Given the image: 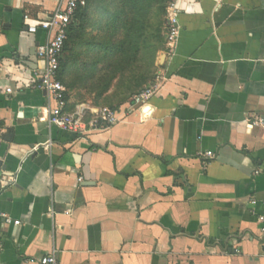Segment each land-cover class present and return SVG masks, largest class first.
Segmentation results:
<instances>
[{"label": "crops", "instance_id": "1", "mask_svg": "<svg viewBox=\"0 0 264 264\" xmlns=\"http://www.w3.org/2000/svg\"><path fill=\"white\" fill-rule=\"evenodd\" d=\"M65 2L0 0V212L21 221L0 218V264H264V0H180L176 52L164 26L154 43V95L88 134L49 123L47 32L25 23ZM96 45L78 44L83 62ZM119 77L100 98L68 89L69 111L109 107Z\"/></svg>", "mask_w": 264, "mask_h": 264}, {"label": "trees", "instance_id": "2", "mask_svg": "<svg viewBox=\"0 0 264 264\" xmlns=\"http://www.w3.org/2000/svg\"><path fill=\"white\" fill-rule=\"evenodd\" d=\"M167 2L111 0L110 7L101 13L102 21L96 22L99 36H94L87 32L89 25H94V21L90 20L93 0H87V5L80 7L76 13L69 29L65 55L61 59L59 79L67 87V94L68 89L86 87L91 92L96 91L97 98H100L114 84L115 72L121 77L117 79L112 93L106 96L112 100V108L118 109L119 104L143 90L144 85L155 76L153 56L157 51L155 46L163 42ZM112 5L119 7L116 14H110ZM83 40L91 46L100 45L101 55L96 58L91 56L83 62L80 58L82 53L77 50ZM157 42L160 44L155 45ZM94 49L90 47V54H94ZM75 51L76 57L73 54Z\"/></svg>", "mask_w": 264, "mask_h": 264}, {"label": "built area", "instance_id": "3", "mask_svg": "<svg viewBox=\"0 0 264 264\" xmlns=\"http://www.w3.org/2000/svg\"><path fill=\"white\" fill-rule=\"evenodd\" d=\"M179 2L180 0H168L166 6V48L168 54H174L178 47L181 32ZM86 5L87 0H66L63 7L53 12L46 19L25 17L29 32L36 33L38 29L47 32L46 42L40 43L36 47L37 57L44 62L43 69L38 72L36 77L37 87L46 90L49 97L55 102V106L50 109L48 121L62 130L77 134H88L117 124L120 120L119 114L122 111L108 106L91 111L80 106L75 111H69L67 87L59 79L61 59L69 37V29L75 20L76 13L80 7ZM7 92H11V88H8ZM154 92L152 86L145 87L132 97L128 103L129 107L126 109L134 111L138 106L146 103L154 95ZM205 155L212 156L213 152L209 151ZM3 180L5 185L14 181L13 177L7 176L3 177ZM253 203L256 201L254 200ZM0 218L8 224H21L20 220H14L5 213L0 212ZM259 220L262 223L261 231L264 233V215H260ZM39 263L61 264L55 251L41 257Z\"/></svg>", "mask_w": 264, "mask_h": 264}, {"label": "rangeland", "instance_id": "4", "mask_svg": "<svg viewBox=\"0 0 264 264\" xmlns=\"http://www.w3.org/2000/svg\"><path fill=\"white\" fill-rule=\"evenodd\" d=\"M110 2H111V0H93V4H92V12H91V18H90V20H93L94 22H98V20L99 21H102V19H100L101 18V13L102 12H105V10L107 9V7H110L109 5H110ZM93 22V23H94ZM94 25L96 26V23H94ZM164 28H165V30H166V14L164 15ZM88 31V30H87ZM166 32V31H165ZM90 34H93V33H90ZM74 55H75V57H76V51L73 53ZM155 75V74H154ZM72 81V80H71ZM152 83H151V81L149 82V84H147V86L145 85V87H150V86H152L151 85ZM144 87V88H145ZM94 92H96V91H94ZM133 97V96H132ZM132 97L131 98H129L128 99V101L127 102H123V103H121V104H119V107H121L122 105H124L125 103L127 104V103H130V101H131V99H132ZM111 105H109V107H110Z\"/></svg>", "mask_w": 264, "mask_h": 264}, {"label": "water", "instance_id": "5", "mask_svg": "<svg viewBox=\"0 0 264 264\" xmlns=\"http://www.w3.org/2000/svg\"><path fill=\"white\" fill-rule=\"evenodd\" d=\"M28 28V27H27ZM0 163H1V161H0Z\"/></svg>", "mask_w": 264, "mask_h": 264}]
</instances>
